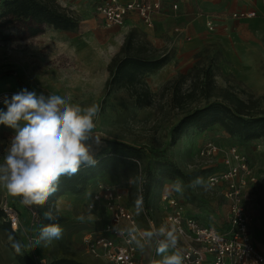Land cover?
Instances as JSON below:
<instances>
[{"label":"rangeland","instance_id":"374dc122","mask_svg":"<svg viewBox=\"0 0 264 264\" xmlns=\"http://www.w3.org/2000/svg\"><path fill=\"white\" fill-rule=\"evenodd\" d=\"M162 1L163 6L177 4L180 9L174 18L160 20L152 31L137 19L121 29L103 28L94 13L97 0H54L76 22L66 32L43 26L41 34L29 37L21 24L0 20V110L6 111L5 98L22 89L59 95L73 105L95 106L98 113L92 134L100 142L89 141L95 158L106 140L135 147L143 155L137 168L122 173L104 171L87 183L84 192L57 198L52 205L62 220L63 236L47 243L38 240L41 225L36 217L19 197L0 186V207L9 206L18 219L12 239L2 230L7 221L0 216V264H18L13 247L17 242L21 245L17 253L36 264L56 259L103 264L86 255L82 244L84 233L97 230L105 221L101 208H87L98 184H118L124 189L125 201L142 232L149 231L146 219L154 228L164 226L158 205V195L164 191L182 199L202 223L224 230L227 204L223 188L187 185L196 177L206 182L210 173L222 171L231 149L246 158L255 176L244 200L254 244L264 253V130L257 138L246 140L229 136L217 125L203 130L190 127L175 145L170 143L182 118L212 104L225 105L244 120L264 119V0ZM242 10L255 12L256 17L240 23L228 14ZM206 19L215 23L213 31L206 28ZM175 28L180 32L175 33ZM129 37L133 55L166 57L167 61L140 75L133 88L108 86L109 66L125 56ZM13 135V129L0 125V163ZM208 147L214 155L204 157ZM160 163L175 166L181 176L161 178L158 188L146 176L148 171L157 175ZM175 180L183 182L182 194L172 190ZM139 196L143 197V211L137 214ZM152 244L148 243L143 254L145 263L154 251ZM163 255L170 252L156 251L158 261Z\"/></svg>","mask_w":264,"mask_h":264},{"label":"built area","instance_id":"2783aa9c","mask_svg":"<svg viewBox=\"0 0 264 264\" xmlns=\"http://www.w3.org/2000/svg\"><path fill=\"white\" fill-rule=\"evenodd\" d=\"M172 10L176 11L177 5H173ZM160 12V0H97L94 7L95 16L105 29L124 28L131 15H136L145 29H153ZM229 16L233 20L244 21L253 19L256 13L237 11ZM214 24L212 19H206L205 25L209 31H213ZM179 32L176 28L175 33ZM213 153L208 147L202 155L210 157ZM222 164L224 169L210 173L206 183L210 188L221 187L224 190L226 228L217 230L202 223L182 199L165 191L158 195L162 224L168 230L175 229L177 247L184 257V264H264V253L257 249L250 233L244 200L248 188L255 184V176L246 158L236 149L229 151ZM97 207L102 209L105 221L97 230L84 233L82 244L86 255L103 264H160L155 242L152 244L154 251L151 258L145 263L143 254L148 243L141 249L135 242H130L131 238L126 232L121 234L116 231L134 228L138 239L143 233L132 208L125 201V191L120 185H96L87 208L93 211ZM0 210L12 231H16L18 219L13 210L7 205L1 206ZM146 221L149 231L154 229L152 222ZM172 251L169 250L170 254Z\"/></svg>","mask_w":264,"mask_h":264},{"label":"clouds","instance_id":"9594fccd","mask_svg":"<svg viewBox=\"0 0 264 264\" xmlns=\"http://www.w3.org/2000/svg\"><path fill=\"white\" fill-rule=\"evenodd\" d=\"M6 111L0 110V125L14 130L10 146L0 163V186L8 193L20 198L25 206H43L55 194L62 178L74 177L82 166L93 167L97 160L89 141L99 144L100 140L92 134L95 127L94 117L98 113L95 106L82 107L66 103L59 95H45L36 91L22 89L3 101ZM209 187L202 177L190 181L187 187ZM172 190L183 193L184 185L180 180L172 182ZM136 212L143 211V197L139 196ZM51 205L44 213L45 219L52 221L41 225L38 234L40 242L59 240L63 228L57 222L58 213ZM116 229V228H115ZM125 232L141 249L146 243L155 242L157 253L163 255L160 264H184V257L178 249V236L175 229L166 226L154 228L141 234L138 239L136 229H116ZM19 253L21 245L13 244Z\"/></svg>","mask_w":264,"mask_h":264},{"label":"trees","instance_id":"16d2710c","mask_svg":"<svg viewBox=\"0 0 264 264\" xmlns=\"http://www.w3.org/2000/svg\"><path fill=\"white\" fill-rule=\"evenodd\" d=\"M0 20L7 19L6 23L21 24L29 37L42 33V27H51L57 31H69L76 27L75 20L66 12L55 5L54 0H4L2 2ZM125 56L109 66L110 79L108 86H125L133 88L138 77L146 72H151L162 67L166 57L148 58L134 54L132 37L127 38L124 44ZM140 51H146L140 49ZM109 91V90H108ZM217 125L229 136H239L246 140H252L260 135L259 131L264 130V119L244 120L243 117L222 104H212L203 109L196 110L185 116L174 127L170 143L175 145L185 134L188 128L203 130ZM104 148L96 154L97 164L93 167L82 166L81 170L71 178H62L58 191L49 197L48 202L43 206H25L33 213L40 225L52 223L45 219L44 213L52 203L61 195L80 194L85 191L87 183L102 172L122 173L137 168L142 162L143 155L135 147L117 141L106 140ZM158 174L147 172L149 183L156 187L161 186V178L171 179L181 176L175 166L167 163H160L157 166ZM146 198V195L144 196ZM0 216L3 214L0 210ZM62 220L59 218L58 223ZM2 230L12 239L15 232L12 231L6 222ZM18 264H35L27 256H20L14 251ZM49 264H83L72 259H56Z\"/></svg>","mask_w":264,"mask_h":264},{"label":"crops","instance_id":"0c3cea01","mask_svg":"<svg viewBox=\"0 0 264 264\" xmlns=\"http://www.w3.org/2000/svg\"><path fill=\"white\" fill-rule=\"evenodd\" d=\"M160 2H161V12L156 16V18H155V21H154V28H157L158 27V25L160 24V20H162L163 18L164 19H167V20H170L171 18H174V15H175V13H177L178 14V11H179V6L177 5V4H171V5H169V6H163V1L162 0H160ZM173 5H177V10L176 11H173L172 10V6ZM243 11V10H242ZM232 12H237V11H232ZM232 12H229L228 14H230V13H232ZM135 19H137L138 21H139V19H138V17L136 16V15H131V17L127 20V22H126V26L128 25V23L129 22H131V21H133V20H135ZM254 19V18H253ZM253 19H251V20H253ZM251 20H244V21H239L240 23H244V22H249V21H251ZM237 21V20H236ZM140 22V21H139ZM125 26V27H126ZM154 28L153 29H146V30H148V31H152V30H154ZM176 29V28H175ZM178 29V28H177Z\"/></svg>","mask_w":264,"mask_h":264}]
</instances>
